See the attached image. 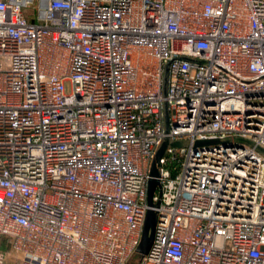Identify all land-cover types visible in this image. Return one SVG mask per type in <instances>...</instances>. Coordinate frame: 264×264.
<instances>
[{"label": "built area", "instance_id": "built-area-1", "mask_svg": "<svg viewBox=\"0 0 264 264\" xmlns=\"http://www.w3.org/2000/svg\"><path fill=\"white\" fill-rule=\"evenodd\" d=\"M134 257L264 264V0H0V264Z\"/></svg>", "mask_w": 264, "mask_h": 264}, {"label": "water", "instance_id": "water-1", "mask_svg": "<svg viewBox=\"0 0 264 264\" xmlns=\"http://www.w3.org/2000/svg\"><path fill=\"white\" fill-rule=\"evenodd\" d=\"M164 113V132L168 133V111L167 107L163 106ZM184 145L182 141H173L169 137H164L160 146L154 154V157L151 161L149 169V179L147 183V205H151L153 193L157 187L156 177L158 176V161L161 157L164 156L166 149L169 147L180 148ZM154 216L153 213L148 210L143 224V231L139 245L136 248V253L139 256H142L147 253L148 248L151 244L152 232H153Z\"/></svg>", "mask_w": 264, "mask_h": 264}, {"label": "rangeland", "instance_id": "rangeland-1", "mask_svg": "<svg viewBox=\"0 0 264 264\" xmlns=\"http://www.w3.org/2000/svg\"><path fill=\"white\" fill-rule=\"evenodd\" d=\"M70 89H69V86L66 85V91L68 92ZM137 261V257H134L132 261L129 262V264H135Z\"/></svg>", "mask_w": 264, "mask_h": 264}]
</instances>
